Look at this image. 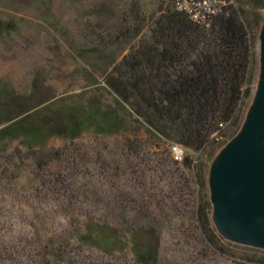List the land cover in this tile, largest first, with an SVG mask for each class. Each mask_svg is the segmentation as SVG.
<instances>
[{"label": "rangeland", "instance_id": "obj_1", "mask_svg": "<svg viewBox=\"0 0 264 264\" xmlns=\"http://www.w3.org/2000/svg\"><path fill=\"white\" fill-rule=\"evenodd\" d=\"M161 2L0 0V111L14 116L34 111L46 100L38 108L56 102L60 117L67 115L68 107L83 102L107 111L117 106L109 84L121 83L117 68L143 37L134 36L136 17L141 14L145 20L147 35L160 16ZM166 3L174 8V0ZM249 8L257 20L259 54L264 8ZM259 73L258 65L249 108ZM135 119L129 118L118 135L98 134L88 125L76 139L52 136L34 149L22 139H0V264H134L129 250L104 253L87 243L82 233L92 224L109 223L120 238L125 235L121 219H112L105 208L122 203L128 193L141 201L143 191L133 173L144 169L154 176L150 186L164 193L169 192L167 182L178 184L180 192L172 200L191 207L192 189L185 188L189 178L183 160L177 165L161 163V158L168 161L164 149L151 151L160 141ZM230 142L219 138L218 148L205 157L209 195L216 160ZM190 154L193 160L199 156ZM162 170L167 174L161 178ZM173 219L180 228L181 221L192 227L188 215ZM170 228L160 234L157 264H247L248 258H264V250L222 236V250H216L196 232L177 234Z\"/></svg>", "mask_w": 264, "mask_h": 264}, {"label": "trees", "instance_id": "obj_2", "mask_svg": "<svg viewBox=\"0 0 264 264\" xmlns=\"http://www.w3.org/2000/svg\"><path fill=\"white\" fill-rule=\"evenodd\" d=\"M166 1L162 0L157 11L160 16L145 36V20L137 12L139 27L134 36L143 37L117 68L121 83L109 84L117 98L114 108L107 111L83 102L68 107L67 115L60 117L56 102L38 108L46 100L34 111L14 116L0 111V125H6L0 130V139H22L29 149L45 144L52 136L76 139L88 125L98 134L118 135L134 116V121L146 125L161 143L152 146V153L162 148L167 153L168 161L161 158V163L178 164L172 159V145L185 149L181 165L189 178L185 188L192 189L191 207H180L172 200L180 192L178 184L167 182L169 192L164 193L150 186L154 176L144 169L133 173L143 191L142 200L130 198L128 193L122 203L105 208L112 219H121L125 235L120 238L116 226L109 223L104 227L92 224L83 230L82 238L91 246L104 253L129 250L134 264H157L160 234L170 225L177 234L196 232L206 245L222 250L223 238L212 226L204 160L218 148L219 138L227 142L241 130L259 65L257 20L249 7L264 8V0H217L220 12L207 23L178 11L175 0L174 8ZM190 152L199 156L193 160ZM165 174L167 170H162L161 178ZM175 215H188L192 227L183 221L178 227L173 223ZM248 261L264 264V258Z\"/></svg>", "mask_w": 264, "mask_h": 264}, {"label": "water", "instance_id": "obj_3", "mask_svg": "<svg viewBox=\"0 0 264 264\" xmlns=\"http://www.w3.org/2000/svg\"><path fill=\"white\" fill-rule=\"evenodd\" d=\"M259 81L243 126L216 160L210 187L218 234L264 250V32Z\"/></svg>", "mask_w": 264, "mask_h": 264}, {"label": "built area", "instance_id": "obj_4", "mask_svg": "<svg viewBox=\"0 0 264 264\" xmlns=\"http://www.w3.org/2000/svg\"><path fill=\"white\" fill-rule=\"evenodd\" d=\"M175 6L178 11L199 23H207L220 12V3L217 0H175ZM171 153L173 160L180 162L184 158L185 149L179 145H172Z\"/></svg>", "mask_w": 264, "mask_h": 264}]
</instances>
